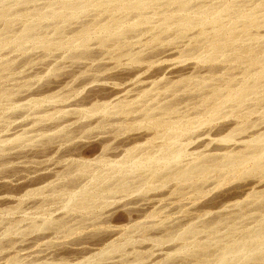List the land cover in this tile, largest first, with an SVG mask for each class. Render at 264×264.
Wrapping results in <instances>:
<instances>
[{
	"label": "bare ground",
	"instance_id": "6f19581e",
	"mask_svg": "<svg viewBox=\"0 0 264 264\" xmlns=\"http://www.w3.org/2000/svg\"><path fill=\"white\" fill-rule=\"evenodd\" d=\"M34 1H36V0H0V23L3 26L2 27L3 29L0 31V52H2V50H5L6 52L7 51L16 52V54H18V53H20V54H31L32 53L33 54L34 52H37V54H39L38 52H41V54H44V53L53 54V52L56 53L59 51V54H60V51H61V52H63V54L64 53L70 54L69 56H72L73 59L75 58V57H73V55L78 54V58H77V55H75L76 56L75 59L79 60V58L84 57V55H87V53L90 51H91L90 53H92L94 49L96 50V48L100 46V47H103L102 49L105 51L104 52L105 54L110 53V51L113 53L116 52L117 54H119V55H117L115 53L118 57L121 54H123L126 58L125 59L126 64L128 65V68L127 67L125 68L126 71L123 70V71L117 72L118 71L117 69L114 70L115 73H114V71H112L113 74H111V76L113 75L115 80H117V82L115 81L116 83H113L114 82L113 81L110 84L108 83L109 85H107V86L106 85H100V87H98L99 85L96 84L97 82L95 83L96 85H98V86H96L97 88H94V86H93V88L91 90H89L85 96H83L82 100L86 101L85 103H87V104H85V105H87V107L79 108V109L76 107V110L75 109L73 110V108H74L73 107V108H70V109H72V111H71L70 109H68V110H65L64 108L62 109V107L61 108H55L57 105L55 106V105L50 104L55 108L52 110V112H46V113H45V111H44V113H43V111L40 112L41 107H43L42 104L45 102L49 103L52 101L53 102L66 101L68 99L67 97L69 95L64 93V90L68 91V89H64V90L62 89L63 92H60L62 90H60L59 92H56V91L52 92V93L49 92V94H46L45 96H42L40 98H32L31 100L28 101L29 107H31L30 109H32L33 112L38 111V112H36L37 114L41 113L39 118H38L39 119L38 122H40L41 124H42L43 120L49 121V119L54 118V116H58V115L60 116L59 119H57V120L54 119L55 121L59 120L60 121V122L58 121L59 124L57 122L56 123L55 122L54 123L47 122L48 124H50L48 126H51V128L59 127L55 131V133L56 132H57V134L59 133V136L55 135V133H54L55 129L54 130L52 129L53 134L55 135L54 137H50V135H48V136L45 135V140H44V138H42L43 140L42 139L39 140V138H37L38 139L37 143H39L42 140L40 145H38V146H40L41 149L40 150L37 149L38 151H36L37 154L39 153L38 155H42L43 153H46L45 155H47V153H51L52 151H54V149H55L54 147L57 148L61 144L60 143L61 141L63 144V140H65V141H67V144H68V142L75 137V136H73V138H72L70 135L71 132L77 127L76 125H75L76 127L72 126V124L69 121V120H71V118L70 119L66 118V120H62V122L60 120V119H62L61 116L63 117L65 114H66L65 115L66 117H69L67 115L71 114L70 112H74V115H75V113H77V115L81 121L83 118H86V117L88 118L91 116L94 117V115L96 116V114L98 115L94 118L95 120L90 121V118L88 120L85 119V120L90 121V122L85 121V123L84 124L82 123V125L80 127H79L80 121L77 122L78 127H79V128L77 127L78 131L82 132V134L86 133V132L88 133L89 130H91L92 128L95 129L94 127H100L101 129L104 128L103 130H105V127H110V130L109 129L108 130L110 131V133H112V136H110V135L106 136L103 133L106 136V137L104 136L105 138L103 137L104 140H102L100 142L97 141V143L95 142V144H94L93 148L96 147L94 150L101 152L100 154H98L97 156H95L94 158L89 159V160L69 159V161H67V160L64 161L65 163L70 162V164H72L69 166L66 165L64 162H63V164L61 162V165H64L65 168L73 167V169H75L74 167H76V165H78L77 166L78 172H76L77 175L74 174L75 176H73L71 178H69L70 176L67 177L68 180L65 181V185H63L64 183L61 181L62 182L61 186L63 185L62 186L63 188L65 186V188L67 190H69L70 187L73 188L72 186H74L77 189L79 182L80 181L82 182V178L84 181H85V178L88 181V185H86V187H84L82 189H79L80 188L79 187L78 193H75L74 195L70 196V199L74 202V203L70 202V204L72 203V205H73L72 206L73 210L85 211L87 209L86 208L87 206H89L91 204L93 205V202L95 203V200H99V202H100V200L103 199L104 198L103 196H105V195L102 196V195H98L99 193L98 194L96 193V192H98L97 190H99V188H103V191L119 192L120 193V192H124L128 188L130 189V186H129V184H130L133 188L132 189L133 191L136 190L137 192H140V194H141L142 191H147V190L150 191V190H154V189L163 187L168 180L172 179V180H175L176 184L173 181V186L170 190H168V189L171 185L170 184L171 182L169 183L170 185L167 187L168 189L164 188V190L169 191L168 192L169 194H167V196L168 195L169 196L174 195V194L176 195L178 193L180 194L181 192L184 194L185 192H183L182 190L188 189V190H184V191H191L192 193L196 194L197 197L198 196L203 197V194H204L203 193L204 192L203 185L206 184V185L210 186L209 180H212V178H213V180H215L216 186H219L220 184L225 183V182L227 183V181H230V180L232 181L235 179H241L245 175H249L252 177L253 176L258 177V179L263 181V179H264V0H248L249 4H245L247 2L245 0H215V2H213V3H209L210 0H209V2L206 0H44V3H42V4L39 1V3L42 6L40 5V7H38V8H37V6L39 4L37 5L35 3L36 5L35 4H32L34 6L31 5V3ZM211 2H212V0H211ZM35 6H36V8H35ZM20 9L22 11H20ZM17 10H19L20 12ZM148 11L150 14L148 13ZM87 15H88V17L89 16L91 17V15H93V16L91 19L90 18H88L87 20L82 19L83 21L79 22L80 26H78V23L76 21H79L80 18H82V17L85 18ZM15 21H17L20 24V27L18 29L17 28L18 25H17V27L16 28L14 27L15 29L12 28L13 29L12 30L11 25H13ZM73 22L77 23L76 24L77 26L74 24L77 28L73 27L74 30L66 31V32L70 33V35L66 33L69 36H67V37L63 36V35H65L63 33L64 28H71V25ZM16 24L17 23H15V25ZM50 26L52 29H49V30H51V31H49V30L45 31L44 30L45 27L50 28ZM135 36L138 37L137 41L134 40L137 44H143L142 38L144 36H147V39H145V41L147 42V44L150 47L151 46L156 47V46H159L161 44L164 45V43H166V45H167V43L169 44L170 41H172V42L177 41V40L183 41L184 39H187V41L184 40L186 45L183 43L185 45V48H182L181 50L178 49V55H179L178 59L180 61H184L185 59H187L189 57L192 58L195 62V66L192 67V70L193 71L195 70L196 72H198L199 69L202 70L204 68L205 71L204 70L203 71L206 72L205 76L201 75V77H200L201 72H203V71H200V74L198 72L199 77H197L195 75L197 73L193 74L192 73L193 71L191 73H189L191 69L186 67L185 69L188 68V70H189L187 73H184L185 70L183 68H180V69H183L184 72L178 68L180 70L179 71L177 69V71H176L179 73L178 79L175 80V77L174 78L172 77V79H170L171 81H168V79H167V81H165V78L168 76L166 74H168V73L164 72L166 75L165 76L163 74L165 76V78H163V77L159 78L158 75L156 76V74L161 73V76H162V73L164 70H160V69L161 68L164 69V67L167 68L170 63L167 65H164V67H162V63H161V66H160L161 68L160 67L156 68V69H158V71H156V69H155L154 73H152V74L150 73L151 74L150 76L149 75H148V77L143 76L144 78L142 77V79H141L140 77L142 76V74H140L141 76L136 75V73L138 74V71H139V69L137 70L136 68H138V66L141 64V62L144 63L148 59H151L152 56L155 57L154 55L149 56V54L154 53L156 50L153 48V51H152V49H149L150 47H148V49L151 50L152 52L148 50L149 54L146 53V54H148L149 57H151L148 59L146 58L147 56L145 54L146 57L145 56L144 57L147 60H145L144 58H142L140 56L144 52L143 50H145V49H140V51L142 50L140 53H139V51H135V50H134L135 52L134 51L132 52V50L130 48L133 49L132 44H134V42L131 41V39ZM92 40L97 41L98 46L95 44L97 47L95 48L94 47L95 45H93V50L92 49L90 50V46H92L91 44H93V43L92 42H91V44H89V43ZM147 44L144 46L146 47ZM183 44L180 47H184ZM140 46H142V45H140ZM177 46H176V48H179ZM107 48L109 49L108 52H106V50H105ZM163 48H165V47H163ZM97 49H100V48H97ZM158 49H160V48H158ZM167 51H168V54L171 53L169 51V49H167ZM156 52H155V55L158 54V52H157V54H156ZM3 53H5V52H3ZM113 53H111V54H113ZM160 53H161V55L163 54L162 50H160ZM160 53H159V57H160ZM123 55H122V57H123ZM164 55H166V54H164ZM87 56H86V58H87ZM89 56H90V54H89ZM110 56L113 57V55H110ZM115 56H114V58L117 60V58ZM120 58H121V56H120ZM143 59L145 61H143ZM108 61H109V59H108ZM152 61H154V60H152ZM149 62H151V61H149ZM4 63H5V61H4ZM9 63L6 62V65L4 64L6 68L8 67L7 69H9V66H7V64H9ZM219 63H222L223 65H225V66H223L224 68L219 67ZM135 64L136 65L139 64V65L135 66ZM204 64L207 66H205ZM214 64L216 66H218L219 68H216V66ZM130 65L136 67L135 68L136 70L131 68V71H127L130 68L129 67ZM171 65H172V63H171ZM103 66L101 69L99 66H96V68L99 67L98 69H100L99 73L104 72ZM145 66L147 69L148 65H144L143 67H145ZM151 66H152V64H151ZM172 66H174V64ZM139 67L143 68L141 66H139ZM195 67H198V68H195ZM0 68L2 69V66ZM169 68H171V66L168 67V70H169ZM174 68H175V66H174ZM110 69L106 68L105 72L109 71ZM143 69H145V68H143ZM221 69H223L222 73L220 71ZM232 69H236L235 72L238 73V75L236 77H234V75H233L234 71L232 73L230 72V70H232ZM3 70H5L4 67L1 71H3ZM95 70L97 71V69H95ZM119 70H120V67H119ZM168 70L166 71V69H165L166 72H168ZM91 71L94 75L95 72H93V70H91ZM169 71H171V69ZM217 71H220V75L222 74L220 76V78H217L219 76L215 77L216 74H219V73L215 74V72H217ZM97 72H96V74H98ZM112 72H110V73H112ZM235 72H234V74H236ZM92 73L90 74L91 80H92V76H93ZM146 73H147V71H146ZM183 73L187 74V75L185 76V75H183ZM106 74L103 73V75L105 77L107 76L106 79H105V77H100V78L101 79L104 78L106 81L108 79L113 78V76L111 78L110 77L108 78V76H110V74H107V75ZM147 74H149V73H147ZM174 74L176 75V73H174ZM174 74H173V76H174ZM214 74H215V76H214ZM63 76H64V74H63ZM169 76L171 77L172 75L169 74ZM97 77H98V81L101 80L99 78V75L98 76L96 75V78ZM151 77H153L154 80L153 79L151 80ZM173 79H174V81H173ZM162 80H164V81H162ZM209 81H211V82H209ZM93 82H95V81H93ZM66 86H67V84L65 85V88H66ZM47 87H49V86H47ZM51 89H53V88H51V87L47 88L45 90V92L50 91ZM67 93H69V91ZM6 94L10 95V93H8V92ZM3 97H4L3 95L0 96L1 100ZM9 98H11V97H9ZM191 98H192V100H190ZM5 99L8 100V97ZM187 99H189V100H187ZM195 99H196V101H194ZM82 100L79 103H83ZM190 101H192V102L194 101L195 103L193 102L194 103L193 104L191 102L193 105H192V107L189 106L190 108H188V106H186V105L190 104L189 103ZM186 102H188V103H186ZM181 103L184 104L186 108L191 109V110L190 111H184L187 109L184 108V110H183L184 105L181 107V105H182ZM179 104H181L180 108H182L183 111H181L178 108ZM26 105H27V103L25 104V106ZM82 105L85 106L84 104H82ZM44 106H45V104H44ZM46 106H47V104H46ZM75 106H77V105H75ZM79 106H81V105H79ZM20 107H22V106H20ZM26 107H28V106H26ZM48 107L50 109L49 105L47 107H44V109L45 108L48 109ZM63 107H65V104ZM48 111H51V110H48ZM33 112H31V113L33 114ZM67 113H69V114H67ZM252 116H253V119H252ZM110 117H111V119H110ZM36 118H35V120H36ZM222 118L223 119L226 118V120L228 119L229 123L228 122L225 123L226 122L225 121L224 122L225 126L223 125L224 124L223 122H222L223 124L220 123L219 125L215 123L218 126L223 125L221 128L216 127V128H219V130H217L216 134L223 133V135L219 134L220 138L217 140H218V142L219 141L223 142V144H226V146L216 147L215 144L217 142L216 143L212 142L215 146V147H213V144L211 143V141H214V139H212V137H211V139L210 138L206 139V141L211 140L210 146L207 145V143H209V142L204 144V142H206V141L203 142V140H202V143L205 145V146L202 145V147L204 146L202 151H199V149H198V152L194 151V149H196L197 147H200V146H198V144H199L198 142H200V141L197 142L198 144L195 143V145L197 146V147L195 146L196 148L192 149V151H189L190 149L188 148L189 147L188 145L190 144V142H189L190 134L198 128L201 129L200 127H202V126H206V127L208 126L210 128V125L212 126V124L215 121L222 119ZM76 119H77V117H76ZM32 120L34 123V119H32ZM66 121H67V123L69 121L68 126L70 125L71 128H73V127H75V128L74 129L67 128V125H66L67 123L66 124L64 123ZM76 121L77 120L74 121L75 123L73 122V125L76 124ZM35 122L37 124H40L37 122V120ZM45 122H43V123H45ZM50 122H53V120ZM45 124H43L44 125V126H42L43 128L41 127V125H40L41 128L38 127L39 132H41V131L46 132V130H48L50 128V127H47V125H45ZM51 124L53 125V127ZM54 124H56V125H54ZM64 124H65V127H64ZM215 124H214V126H215ZM226 124H228V125H226ZM92 125H93V127H92ZM45 126L47 128H45ZM34 128H37V127L34 126ZM100 128H97V129H100ZM206 129L203 128V130H206ZM212 129H215V128L213 127ZM34 130L35 129H33V131ZM36 130H35V134L37 135L38 133H36ZM103 130H102V132H104ZM210 130H211V128H210ZM210 130L208 133V134H210L209 136H211L216 131V129H215V131L213 130L214 132L210 131ZM33 131H31V132H33ZM74 131L72 132L73 134L75 133ZM196 131H198V130H196ZM249 131H250V134H249ZM25 132L26 131H24V133ZM106 132H108V131L106 130ZM210 132H213V133L211 134ZM89 133H91V132H89ZM89 133H88V135H89ZM200 133H201V131H200ZM200 133H199V135H200ZM242 133H244V135ZM10 134L11 133H9V135ZM44 134H46V133H44ZM78 134H81V133H78ZM123 134H126L127 137H125ZM192 134L194 135L195 132ZM205 134L207 136L206 131H205ZM239 134H242V135L240 136ZM14 135H17V133ZM36 135L34 137L33 136L30 137L27 135V137H29L28 139H30V138L36 139L35 138ZM39 135H41V134H39ZM83 135H85V134H83ZM121 135H123L125 138L121 137L122 138L121 139L120 138ZM193 135H191V137H193ZM201 135H204V131H202ZM246 135H247V137L244 139V136H246ZM1 136H0V138H1L0 142H2L5 139L6 143H9V144L15 143V144L19 145V143L22 141L21 136L19 134L17 136H14L13 138L9 137L12 139H8L7 138L8 136H6V137L3 136L4 139H2ZM43 136L44 135H42V137ZM60 136L63 137V140L58 139V138H60ZM194 136H196V135H194ZM27 137L24 138V141H25V139H26V141H28ZM56 137H58L57 139H58V141H60L59 145H55V143H58V142H55V140H54V138H56ZM83 137L86 138V136H83ZM197 137L198 136H196V138ZM215 137H217V136L215 135ZM90 138H91V136H90ZM103 138H101V139H103ZM117 138H119L120 140L118 141ZM193 138H195V137H193ZM205 138H208V137H205ZM112 139L113 140L117 139L116 141H118V142H112V144L116 143L114 145H112L111 143H109V144L106 143L107 141L109 142ZM201 139H203V138H201ZM30 140H32V139H30ZM217 140H215V141H217ZM33 141H36V140H33ZM65 141H64V144L66 143ZM92 141H90L91 143L85 141L87 144L86 143L80 144V142H82V141L80 140V142H79V140H78L79 144H78V142H75V143H77V145H75L74 142H73L74 145H71V141H70V146L66 147L65 145H63L65 147H61V149H63L62 155L63 156L65 154L66 155H72V154L77 155L87 145L92 144ZM94 141H96V140H94ZM221 142H219V143L222 144ZM34 143L36 144V142H34ZM27 144L30 145V142ZM27 144H25V145H27ZM18 145H15V146L18 147ZM20 145H21V143H20ZM206 145L209 147H211V145H212V148H213L212 150H216V151L212 152L210 150L212 153H207ZM2 146H4V145H2ZM6 146L9 148L8 144ZM6 146H4V147L0 146V150H1V148H3V149L7 148ZM10 146L12 147V148L11 147L10 148L13 149V145L10 144ZM22 146L23 145H21V147ZM27 146H25V148L28 150L29 147H27ZM32 146H33V144H32ZM21 147H20V149L18 148V150L21 151ZM191 147H194V145ZM202 147H201V149H202ZM16 148H14V149H16ZM25 148L22 149L23 151L19 152V155H18V152H16L15 155H18V157L21 155H24L21 153L24 152ZM7 149H5L4 151H7ZM26 149H25V151H26ZM34 149H36V146ZM29 150H30V148H29ZM29 150H28V153L31 152V150L30 151ZM4 151L2 150V152H4ZM33 151L35 152V150H33ZM57 151H59V150L57 149ZM57 151H55V153ZM111 151H112L113 155H115L114 153H118V154H116L118 158L113 156V157H115L114 159H109L105 156L107 154V152L109 153ZM8 152L9 151H7L6 153L8 154ZM13 152L15 153V151H13ZM13 152H10V155H12V157L14 154ZM36 152H35L34 156L37 155ZM31 153H33V152H31ZM119 153H122V154L120 156H118ZM4 154H5V152H4ZM204 154H206V155H204ZM0 155H1V151H0ZM25 155H29V154L26 153ZM14 157H16V156H14ZM0 165H1V163H0ZM64 166H63V169H64ZM17 168L18 167H16V172H17ZM70 168H67V169H70ZM4 169H9V168L3 167V170ZM14 169L15 168H13V171H14ZM20 169H21V167H20ZM20 169H18V170H20ZM11 172H12V170H11ZM65 172H67V171H65ZM65 172L63 171L64 174H66ZM71 172L75 173L74 171H71ZM0 173H1V171H0ZM44 174L43 173L40 174V177H41V175L43 176ZM61 175H62V173L60 174V176ZM21 177L22 176L18 177V180ZM36 177L37 176L33 177L35 179H33L31 177V179L36 180ZM38 177H37V179H38ZM40 177H39V179L42 178V177L41 178ZM136 177H140V179H139L140 182L137 181L138 178L136 180ZM57 179H58V176H57ZM63 179H64V177H63ZM242 179H244V178H242ZM32 180H31V182H32ZM59 180H61V179L59 178ZM135 180H136V183L133 182ZM0 183H3V186L6 185V183L2 182V181H0ZM33 183H34V181H33ZM50 183H51V181H50ZM56 183H58V181ZM56 183L53 182V184L52 183L50 184V186H49L50 187L49 190L51 189L50 191H47L48 188L45 189L46 191H43L44 187H46V186L42 185L39 188L38 187L34 188V189L32 188L31 191L27 192L24 196H27V198H29L30 195H31V198H33L32 196H34V197L35 196H41V197L46 199V203H45L44 201L41 200V197H37V198H40V200L36 198L38 200V202H36V203H38V204H36L33 201L34 202L33 204H36V207L40 204L39 201L41 203L43 202L44 204L47 205V201L49 199L52 200V198L53 199L55 198L54 200L56 202L57 201L56 197L61 195V193H58V190L61 189V187L59 186L60 181H59V185H58L60 188L57 187L58 190L56 189V187L52 186ZM207 183H209V184H207ZM67 184H68V187L70 186L69 188L66 187ZM82 184H83V182H82ZM48 185H49V182H48ZM0 186H2V185H0ZM55 186H57V184ZM79 186H82V185H79ZM263 187H264V185H263ZM104 189H108V190H104ZM208 189H209V187H208ZM211 189H214V188L211 186ZM253 189L254 188H252V190ZM67 190H65L66 193H67ZM73 191H75V190H73ZM100 191H102V190H100ZM129 191L130 190H128V192ZM162 191H160V192L162 193ZM207 191H208V193H210L209 190H207ZM125 192H127V191H125ZM186 193H188V192H186ZM107 194L111 195L109 193H107ZM113 194L116 197L117 194L116 195H115V193H113ZM120 194H122V193H120ZM143 194H141V195L143 197H145ZM157 194H160V193H158V191H157V193H155L154 195L156 196ZM183 194H182V196H183ZM188 194H190V193H188ZM125 195L126 194L124 193V196ZM152 195H153V193H151V196ZM206 195H208V194H206ZM65 196H67L66 194L64 195V198L67 199V197H65ZM118 196H121V195H118ZM134 196H135V194H134ZM142 196H138V201L140 198H142ZM159 196H161V195H159ZM162 196L164 197V195H162ZM180 196H181V194H180ZM61 197H63V196H60V199H61ZM106 197H107V195H106ZM115 197H114V199H115ZM135 197H137V195ZM173 197H175V196H171V198H173ZM193 197H195V195ZM31 198H29V199L32 200ZM118 198H120V197H118ZM126 198H128V197H126ZM154 198L155 197H153L151 199L153 200ZM157 198L158 199H156V200L160 202L161 198L159 199L158 196H157ZM171 198L169 197L168 199H171ZM45 199H43V200H45ZM57 199H59V198H57ZM145 199H142V200H145ZM151 199H149V197H148L146 201H148L150 203L149 200H151ZM173 199H172V201H173ZM177 199H179V198L177 197ZM196 199L198 200V198H196ZM202 199H204V198H202ZM213 199L215 200V197ZM22 200H23V198H22ZM33 200H35V199L33 198ZM59 200L57 202H59ZM124 200H125V198H124ZM156 200L154 202H156ZM162 200H163V198H162ZM185 200H187V199H185ZM191 200H192V198H191ZM193 200L196 201L194 198H193ZM244 200H246V202H244L243 205H249V207H250V205H253L252 208L264 206V188L262 191H259V192H257V191L250 192L246 196V199H244ZM61 201H62V199H61ZM134 201H137V200L135 199ZM134 201H133V199L131 200V202H133L132 204H134ZM209 201H211V199ZM52 202L50 201V202H48V204L49 203L54 204L53 200H52ZM99 202L97 204H99ZM112 202H114V201H112ZM120 202H118V203H120ZM131 202L128 201L127 203L131 204ZM140 202H142V201H140ZM143 202L142 203H136V205L138 204L139 207H142L146 203L145 202L143 204ZM166 202H169V201H166ZM181 202H179V204H181ZM19 203H22V202L19 201ZM64 203H63V206H65ZM101 203H103V202L101 201L100 204ZM105 203L107 204V202H105ZM108 203H110V202H108ZM116 203H114V204H116ZM118 203L116 204V206L118 205ZM127 203L125 201L124 206H126ZM183 203H185V202H183ZM183 203L181 206L182 208H183V205H184V207L186 206ZM211 203H212V201H211ZM44 204H43V206H44ZM70 204H69V206H71ZM103 204L101 206L104 209L105 205H103ZM120 204H119V207L120 206L122 207L123 203L121 205ZM173 204L176 205L175 203H173ZM179 204H178V206H180ZM236 204H240L238 206H241V207L243 206V205H241L242 203H239V202H237ZM136 205L135 204L132 205L134 207L131 206L132 209H134V212L138 211L140 209ZM162 205H164V204H162ZM187 205H188V203H187ZM204 205H206V203ZM94 206H96V205H94ZM168 206H171V205H168ZM231 206H234V205H231ZM54 207H56V206H54ZM234 207H236V206H234ZM234 207H233V209H234ZM245 207L247 209L249 208L248 206H245ZM43 208L44 209L48 208L47 209V211H48L52 207L49 208V207L44 206ZM125 208H124V210H125ZM163 208L165 209V207H163ZM171 208H172V206H171ZM171 208H169V209H171ZM178 208H180V207H178ZM229 208H231V207L229 206ZM252 208H250V209H252ZM56 209H58V208H56ZM62 209H63V207H62ZM62 209H60V211ZM172 209H174V207ZM39 210H40V207H39ZM243 210L247 211L246 209H243ZM243 210L238 209V212L242 211L240 213H243L244 212ZM126 211L124 213H127V215L129 214L128 212H130V211L133 212V210H130L127 212ZM181 211H183V210L181 209ZM216 211H215V214H216ZM227 211H229V210L227 209ZM232 211H230V212H231V214L234 215V213H232ZM40 212H42V211H40ZM88 212H89V210H88ZM91 212H92V210H91ZM108 212H109V210H108ZM114 212H115V210H114ZM170 212H172V211H170ZM221 212H222V210H221ZM98 213H100V211ZM110 213H113L112 210ZM165 213L168 214L166 211H165ZM177 213H178V211H177ZM227 213L228 212L225 211L224 215ZM91 214H93V213H91ZM102 214H104V212H102ZM105 214H108V213H105ZM204 214H205V212H204ZM215 214L213 215V213H212L213 217H215ZM245 214H246V212H245ZM63 215H66L68 218L69 214L67 213V214H63ZM73 215H75V214L73 213ZM95 215H96V212H95ZM95 215L94 214L92 215L93 218L95 217ZM237 215H239V214L237 213L236 216ZM92 216L89 215V217H91V219H93ZM165 216H167V215H165ZM180 216H182V215H180ZM236 216L234 218L231 217V219H229V220H228V218L230 216L229 217L225 216V218H226L225 221H227L225 226L227 227V229L234 230L235 221H236V219H238V218H236ZM252 216H254V215H252ZM61 217L62 218H60V219L65 220V216L64 217L61 216ZM70 217H72V216L70 215L69 218ZM76 217H75V219H76ZM177 217H179V216L177 215ZM183 217H184V215H183ZM219 217H223V215H221ZM242 217L243 216H241V218ZM69 218L67 219L68 221H69ZM79 218H77V220L83 219V217L81 219H79ZM85 218H87V217L84 216L83 220H85ZM171 218H172V216H171ZM171 218L169 220H171ZM179 218H178V220H179ZM241 218L239 217V220ZM49 219H50V217H49ZM49 219L47 218V220H49ZM52 219H55V218L53 217ZM97 219H99V218H97ZM97 219H95V220H97ZM154 219H156V217H154ZM154 219H152V220H154ZM163 219L164 218L162 217V220ZM173 219L171 221H173ZM175 219H177V218H175ZM203 219L202 220L200 219V221L198 220V223L200 224L203 221L201 223V224H203L204 220H205V222L207 221V223L209 222L208 220H206V219L203 220ZM217 219L222 221L221 218L217 217ZM222 219H224V218H222ZM44 220H46V219H44ZM57 220H56V222L59 221V220L58 221ZM166 220H168V219H166ZM209 220H211V219H209ZM60 221L58 224L62 223ZM82 221H80V222H82ZM98 221L101 222L100 219ZM215 221H217V220H215ZM258 221L260 222V220H258ZM75 222H76V224L78 223L77 221H75ZM75 222H73V224ZM151 222H153V221L150 220L149 224ZM178 222L179 221H177V224H178L177 226L180 227L182 225V223H181V225H179L181 221L179 223ZM212 222H210V223H212ZM222 222H221V224H222ZM262 222H260L262 225H260V223H259L258 228L256 227V229H254V226H252L253 229H246L243 236H241V237H243L242 240L237 241V242L234 241V243H230V244L226 241H225L226 243L222 242V240L219 239L220 236H219V234H217V232L219 231L218 230L219 228L217 229V227H219V226H217V227L214 226L213 229H210V227L208 226L210 229V230H208V227L206 228L207 223H204L205 224L204 226L202 225L203 228L207 229V231L204 232L205 236H202V237H206V241L205 242L198 241L196 239V237L198 238L200 236L199 234H198L199 236H197V233H199L198 228L201 226L195 227L193 225V222H192V225H188L183 230V232L181 231L182 233L178 237H176V239L179 240L178 243L176 242L177 245L175 244V242H173L175 244V246L169 247L171 251H174L173 252L174 255L170 256L171 259L169 256H167V257L171 260V262L176 261V263H177L178 257L175 256V253H177V254L181 253V255H182V253H186V254L191 253V256H192L194 261H192V259H191L190 262L191 263L194 262V264H199L201 259H202V256L208 255L210 257V255L213 254L212 252H214V251L211 252L210 251L211 249L209 250V248H211V246H213L214 249H212V250L217 251V252H215L217 255H215V253H214L215 256H213V257H215V258H213V261L211 259L212 262L210 264H248L250 262L254 263L253 261H264V223H262ZM63 223H65V222H63ZM91 223L93 224V222H91ZM174 223H176V222H174ZM195 223H197V222H195ZM210 223H208V224L210 225ZM45 224H47V222ZM50 224H52L51 226H54V225L58 226L57 223L55 224L52 222ZM66 224H68V223H66ZM66 224H63V225L65 226ZM139 224H133V225H135L134 228L139 229L141 227V226H139ZM212 224H215V222H213ZM68 225H70V224H68ZM95 225H97V224H95ZM95 225L93 224V226H95ZM172 225H174V224H172ZM15 226L17 227V225H15ZM43 226H45V227H43ZM43 226H42L43 228H48V227H46V225H43ZM57 226L55 228L58 230H61V229L65 230V228H67V226H66L65 228L60 227V229H59V228H57ZM64 226H62V227H64ZM90 226L91 225H89L88 227H90ZM146 226L151 228L149 225H145V227ZM154 226L155 225H153V227ZM174 226L177 228L176 225H174ZM174 226H171V227L174 228ZM42 227H40V228L43 229ZM78 227H80V226H78ZM78 227H76V228H78ZM98 227H100V226H98ZM98 227H96V228H98ZM131 227H132V225H131ZM143 227H144V225H143ZM143 227H142V229H143ZM160 227L162 228V226H160ZM163 227L165 228L168 226H163ZM181 227H183V226H181ZM29 228H31V227H29ZM68 228H70V227L68 226ZM72 228H73V226H72ZM80 228H79V230H82V231L84 230L83 227H80ZM107 228H104L103 230L105 231ZM33 229L34 228H31V230H33ZM100 229H101V227H100ZM142 229H140V230H142ZM153 229L156 230V228H153ZM166 229H164V231ZM171 229L172 228H170V230ZM216 229H217V231H216ZM220 229H221V227H220ZM14 230H15V227H14ZM98 230H99V228H98ZM107 230H108V232H107ZM107 230H106L107 233H109V230L111 231V229H107ZM121 230H123V229H121ZM131 230H133V232H135L134 229H131ZM131 230H130V232H131ZM151 230H152V228H151ZM70 231H68V235H69ZM74 231L75 230H73L72 233ZM82 231H81V233H82ZM92 231L94 232V230H92ZM92 231H91V233H92ZM146 231H148V230L146 229ZM158 231H159V229H158ZM161 231H162V229H161ZM200 231H201V229H200ZM22 232H24V231H22ZM77 232H78V230H77ZM84 232H85V230H84ZM111 232H110V234H111ZM126 232L129 233V231H125V233ZM151 232H153V231H151ZM17 233L18 232H16V234ZM19 233H21V232H19ZM75 233H76V231H75ZM88 233L89 232H87L86 235ZM95 233L96 232H94L93 235H95ZM141 233L144 234L143 232H141ZM141 233H140L141 236L140 235H138V236L143 237ZM83 234H85V233H83ZM169 234H171V232ZM24 235H26V233H24ZM167 235H168V233L165 236L167 237ZM7 236L8 235L6 234V237ZM66 236H65V238H66ZM76 236H78V233L76 235H74L73 239L74 238L77 239ZM83 236H85V235H83ZM89 236H92V234L89 233ZM87 237H88V235H87ZM4 238H5V236H4ZM145 238H143V239H145ZM2 239L0 238V240H2ZM153 239H151V240H153ZM164 239L168 240V237H167V239L166 238H164ZM199 239H200V237H199ZM9 240H10V238H9ZM135 240H133V241H135ZM154 240H156V238ZM162 240H163V238H162ZM172 240H174V239H172ZM188 240L189 241L191 240V241L188 242ZM7 241H8V239L6 240V238H5V242H7ZM74 241H77V240H74ZM64 242H62V243H64ZM140 242H142V241H140ZM153 242L154 241H152V243ZM165 242H163V243H165ZM55 243H56L55 245H57L58 242H55ZM128 243H129V241H128ZM132 243H130V244H132ZM139 243H138V245H139ZM143 243H145V242H143ZM187 243L190 245L187 246ZM0 244H1V242H0ZM53 244H54V242H53ZM130 244H126V245H130ZM134 244H136V243L134 242L132 245H134ZM59 245H61V244L58 243V246ZM160 245H161V243H160ZM115 246H116V244H115ZM115 246H113L111 244L109 246H107L106 247L107 249L105 251L102 250V252L104 251L102 253V255H105L109 251L113 252V250H114V252L119 251L116 249ZM156 246H155V248H156ZM152 247L153 246H151V248ZM81 248H84V247H81ZM123 248H125V247H123ZM157 248H158V246H157ZM76 249L73 248L72 250L75 251ZM77 250L80 251V249H77ZM151 251L149 250V252L146 253V255L149 254ZM159 251H161V249H159ZM119 252H121V251H119ZM134 252H133V255L135 256L136 254H134ZM165 252H167V251H165ZM168 252L170 253V251H168ZM140 253H142V252H140ZM152 253H154V252H152ZM113 254H111V256L114 258ZM186 254H184L185 257L187 255H189V254H187V255ZM119 255L123 256L122 254H119ZM146 255L143 254L142 256L144 257ZM160 255H162V254H160ZM163 255H162V257H163ZM106 256L109 257L110 255H106ZM106 256H105V259H106ZM111 256H110V259H112ZM116 256H118V254L115 255V257ZM174 256L177 257V259L172 260L174 258ZM189 256H188V259H189ZM108 257H107V259H109ZM135 257L139 258L137 256H135ZM143 257H141V258H143ZM167 257H165V258H167ZM181 257H183V256H181ZM125 258H126V256H125ZM121 259H124V258L121 257ZM167 259H166V261H170ZM181 259L182 258H180L179 262L181 264L182 263L184 264V262H181ZM185 259L183 261H185ZM188 259H187V261H189ZM10 260H9V262H11ZM162 260L160 261L161 264H162ZM164 260H163V262H164ZM203 260L205 262H207L205 257L202 259V261ZM121 261H123V260H121ZM89 262H90V260H89ZM155 262H157V261H155ZM179 262H178V264H179ZM190 262H187V263L189 264ZM12 263L13 262H11V264ZM139 263H142V262H138V264ZM262 263H264V262H262ZM77 264H95V263H93V262L88 263V260H85V261L83 260V262H78ZM100 264H101V262H100ZM154 264H156V263H154ZM166 264H167V262H166ZM206 264H208V263H206Z\"/></svg>",
	"mask_w": 264,
	"mask_h": 264
},
{
	"label": "rangeland",
	"instance_id": "374dc122",
	"mask_svg": "<svg viewBox=\"0 0 264 264\" xmlns=\"http://www.w3.org/2000/svg\"><path fill=\"white\" fill-rule=\"evenodd\" d=\"M39 1H40V3L42 4V3H44V0L42 1V0H36V1H34V2H32L31 3V5L32 4H39L38 6H37V8L38 7H40V3H39ZM206 1H208L209 2V0H206ZM245 1H247L248 2V0H245ZM244 1V2H245ZM213 2H215V0H212V2H211V0H210V2L209 3H213ZM245 3V4H249V2L248 3ZM35 4V5H36ZM32 6H34V5H32ZM31 6V7H32ZM42 6V5H41ZM35 8H36V6H35ZM25 9V8H24ZM23 9V10H24ZM17 11H19V10H17ZM20 11H22L21 9H20ZM19 11V12H20ZM148 13H149V11H148ZM150 14V13H149ZM148 14V15H149ZM92 16L93 15H91V17L89 16L88 17V15L85 17V18H80V20L79 21H76L77 23H78V26H80V24H79V22H82L83 20H87L88 18H92ZM83 19V20H82ZM72 23V25H71V28H64V31H63V33L65 34V35H63V36H65V37H67V36H69L70 35V33L69 32H66V31H70V30H74L73 29V27H76L77 25V23ZM15 23H17L16 25H15ZM76 26H75V25ZM17 25H18V27H17ZM0 31L3 29L2 27V25H1V23H0ZM17 27L18 29H19V27H20V24L17 22V21H15L14 22V24L13 25H11V29L13 28V29H15V28ZM70 27V26H69ZM77 28V27H76ZM12 29V30H13ZM47 29V30H46ZM49 29H52L51 28V26H50V28L49 27H45L44 28V30L45 31H48ZM49 31H51V30H49ZM262 31V30H261ZM69 34V35H67V34ZM137 39H136V38ZM135 37H133L132 39H131V41H133L134 42V44H132V46H133V49L132 48H130L131 50H132V52L135 50V51H139V53L142 51H140V49H145V50H143L144 52L140 55L142 58H144L145 59V57L148 59V58H151V57H149V56H151V55H154L155 57H153L152 56V58L151 59H148L149 61H151V62H149L147 59H145V60H147V61H145L144 59H143V61H145L144 63L143 62H141V64L139 65V66H141V67H143L144 65H148L147 66V69H146V66L145 67H143V68H145V69H143V68H140L138 65H136L135 64V66H138V68H136V67H134V66H132V65H130L129 67V69L127 70V71H131V68L132 69H139V71H138V74L136 73V75H140V74H142V76L140 77L141 79H142V77L143 76H146V77H148V75L150 76L152 73H154V71H155V69L156 68H158V67H160L161 66V63H162V67H164V65H167V64H169L168 65V67L169 66H171V68H169V70L171 69V71H169L168 70V67L167 68H165L164 67V69L163 68H159L160 70H164L163 71V73H162V76H161V73L160 74H156V76L158 75V77L159 78H161V77H163V78H165V76L166 75H168L166 78H165V81H167V79H168V81H171L170 79H172V77L174 78L175 77V80L176 79H178V75H179V73L178 72H176L177 71V69L179 68H183L184 70H185V72L183 71V69H180V70H182L184 73H187L189 70H188V68L189 69H191L190 70V72L189 73H191L193 70H192V67L193 66H195V62H194V60L192 59V58H187V59H185L184 61H180L179 59H178V49H182V48H185V41L184 40H186L187 41V39H184L183 41L181 40H177V41H170V43L168 44L167 43V45H166V43H164V45L163 44H161V45H159V46H154V47H150L148 44H147V42L145 41V39H147V36H144L141 40H142V43L143 44H137L134 40H138V37L137 36H135ZM146 37V38H145ZM144 41V42H143ZM91 42L93 43V44H91ZM96 42V43H95ZM172 42V43H171ZM185 45H184V44ZM89 44H91L92 46H90V50L92 49L93 50V45H97V41H95V40H92V41H90V43ZM137 44V45H136ZM147 44V46L145 47L144 45H146ZM182 44L184 45V47H180V46H182ZM94 46L95 48L98 46ZM140 45H142V46H140ZM178 45V46H177ZM131 46V47H132ZM176 46L177 47H179V48H176ZM143 47V48H142ZM148 47H150L149 49H152V51H153V48L158 52V54H157V52H156V54L157 55H155V52L154 53H150L149 54V52H148ZM163 47H165V48H163ZM97 48H100V49H97ZM96 48V50L94 49L93 50V52L92 53H90V52H88L87 53V55H84V57H81V58H79V60L78 59H75L76 58V56L75 55H77V58H78V54H74L73 55V57H75L74 59L72 58V56H69L70 54H66V53H64L63 54V52H61L60 51V54H59V51L58 52H53V54H46V53H44V54H41V52H38L39 54H37V52H34L33 54L31 53V54H20V53H18V54H16V52H9V51H5V50H2V52H0L1 54H0V67L2 66V69H3V67L5 68V70H3V71H1L2 69L0 68V96L1 95H3L4 97L2 98V100H1V98H0V136L2 137V139H4V137H6V136H8L9 135V133H11L7 138L8 139H12L14 136H17L18 134L21 136V140L23 141H21L20 143H21V145H23L22 147L23 148H25V146H27V147H29L30 148V150H31V152H33V153H31V152H29L28 153V150H29V148H28V150L26 149V151H25V149H24V152L23 153H21V154H24V155H21V156H19L18 157V155H19V152H21V151H23L22 149V147H21V145H20V143H19V145L18 144H15V145H18V147L17 146H15L13 143H10L11 145H13V149H11L12 147L10 146V144L9 143H6L5 142V139L2 141V142H0V146L1 147H4V146H6L7 144H8V146H9V148L7 149V148H5V149H7V151H9L8 152V154L6 153L7 151H4L5 149H3V148H1V155H0V163H1V165H0V171H1V173H0V176L3 178H1L0 179V181H2V182H5L6 183V185L5 186H3V183H0V185H2V186H0V238L2 239V240H0V242H1V244H0V264H11V262H13L12 264H77L78 262H83V260L85 261V260H88V263H95V264H100V262H101V264H138V262H142V263H139V264H154V263H160L161 264V260L163 259H165L164 260V262H163V260H162V264L164 263V264H166V262H167V264H175L176 263V261L174 262H171V257L170 256H173L174 254H173V252L174 251H171L170 250V248L169 247H173V246H175V244H176V242L178 243L179 242V240L178 239H176V237H178L182 232H183V230L188 226V225H192V222H193V225L196 227H199V226H201V227H199L198 229H199V233H197V236H199L200 237V239H199V237L197 238L196 237V239L198 240V241H200V242H205L206 241V237H202V236H205L204 235V232L205 231H207V227L209 226L210 227V229H213V227L215 226V227H217V226H219V227H217V229L219 230L218 232H217V234H219V236H220V240H222V242H228L229 244L230 243H234V241H240V240H242V238L243 237H241V236H243V234L245 233V230L246 229H253V227L252 226H254V229H256V227L258 228V225H259V223L260 222H262V223H264V206H260V207H255V208H252L253 207V205H250V207H249V205H243L244 204V202H246V200H244V199H246V196L250 193V192H252V191H257V192H259V191H262L263 190V185H264V179H263V181L262 180H260V179H258V177H252V176H249V175H245V176H243L242 178H244V179H235V180H230V181H227V183L225 182V183H222V184H220L219 186H216L215 185V180H213V178H212V180L214 181H212V180H209V183H210V186H208V185H206V184H204L203 185V188H204V194H203V197L202 196H198L197 197V195L196 194H194V193H192L191 191H184V190H188V189H184V190H182L183 192H188V193H190V194H188V193H180L181 194V196H180V194L178 193V194H174V195H168L167 196V194H169L168 192L169 191H167V190H164V188L165 189H168L167 187L170 185V187H169V189L168 190H170L171 188H172V186H173V181H174V183L176 184V182H175V180H172V179H170V180H168L166 183H165V185L163 186V187H160V188H157V189H154V190H147V191H142L141 192V194H143L145 197H143L141 194H140V192H137L136 190L135 191H133L132 189V186L129 184V186H130V189L128 188L127 190H125V191H127V192H120V193H122V194H120L119 192H110V191H103V188H99V190H97L98 192H96L98 195H105V196H103L104 198V200L103 199H101L100 200V202L102 201L103 203H101L100 204V202H99V200H95V203L93 202V205L91 204V205H89V206H87L86 208V210L85 211H75V210H73V208H72V203L70 204V202H73L71 199H70V196L71 195H74L75 193H78V191H79V189H82V188H84V187H86V185H88V181L86 180V178H85V181L83 180V178H82V182H83V184H82V182L80 183L79 182V184H78V186H77V189L74 187V186H72L73 188H71L70 186V188L68 187V184L66 185V187H68L69 188V190H67L66 188H65V186H64V188L62 187L63 185H65V181H67L68 180V178L67 177H69V178H71V177H73V176H75L74 174H76L77 175V173L76 172H78L77 170H78V165H76V167H74L75 169H73V167H67V168H70V169H67V168H65V166L64 165H61V162H62V164H63V162L64 161H69V159H83V160H89V159H92V158H94L95 156H97L98 154H100L101 152H99V151H95L94 149L96 148H93L94 147V144H95V142L97 143V141H102V140H104V138L106 137V136H112V133H110V127H105V130H103L104 128H100V127H94L95 129H91V130H89V132H91V133H89V135L91 136V138H90V136L88 135V133L86 132V133H83V134H85V135H83L82 134V132H79L78 131V128L82 125V123L84 124L85 123V121L86 122H90L91 120H95L94 118L96 117V116H98L97 114H96V116L94 115V117H86V118H83L82 119V121L80 120V118L78 117V115H77V113H75V115H74V112H70L71 114H69V113H67V114H69V115H67V116H69V117H66L65 115L62 117L61 116V118L62 119H60L61 120V122H62V120H66V118L68 119H70L71 118V120H69L70 121V123L72 124V126H77L78 127V123L77 122H79L80 121V125H79V127L77 128L76 126V128L75 127H73V128H71V126L69 125L68 126V123H69V121H68V123H67V121L66 122H64L66 125H67V128H70V129H74L73 131L75 132L74 134L71 132V137L73 138V136H75L73 139H71L70 141H71V145H77V143H75V142H78V140H79V142H80V140L82 141V142H80V144H85L86 142L85 141H87V142H90V141H92V144H89V145H87L85 148H83L82 150H81V152H79L77 155H75V154H72V155H62V150L63 149H61V147H68V146H70V141L68 142V144H67V141H65V140H63V137H61L60 136V138H58V137H56V138H54V140H55V142H58V143H55V145H59V142L60 141H58V139H62L63 140V144H62V141L60 142L61 144V146L59 147H54L55 149H54V151H52L51 153H47V155H45L46 153H41L42 155H38L37 154V152L36 151H38L37 149H41L40 148V146H38V145H40V143L42 142V138H44V140H45V135L46 136H48V135H50V137H54L55 135H58L59 136V133L57 134V132L55 133V131L59 128V127H57V128H51V126H48V125H50V124H48L47 122H49V123H58L59 124V122L58 121H55V120H57V119H59V115L58 116H54V118H52V119H49V121L48 120H43V122H45V123H43L42 121V124L40 123V122H38V118H39V116H40V114L41 113H36V112H38V111H36V112H33L32 111V109H30L31 107H29V104H28V101L29 100H31L32 98H40V97H42V96H45L46 94H49V92L50 93H52V92H59L60 90H64V89H68V91H69V93H67L68 91H66V90H64V93H66V94H68L69 96L67 97L68 99L66 100V101H63V102H45V103H43L42 105H43V107H41V111L40 112H42L43 111V113H44V111H45V113L46 112H52V110L53 109H55V108H61L62 107V109L64 108L65 110H68V109H70V108H73V110L75 109L76 110V107L79 109V108H84V107H87V105H85V104H87V103H85L86 101L84 100H82L83 99V96H85L86 95V93L89 91V90H91L92 88H93V86H94V88H97L96 86H98V87H100V85H109L110 83H112L113 81V83H116L117 82V80H115V78H114V76H113V78H111L112 76H111V74H113V72L112 71H114L115 69H117L118 71L117 72H119V71H126V67L128 68V65L126 64V58H125V56L123 55V54H121L120 56H121V58H120V56L118 57L117 55H119V54H117L116 52H111L110 51V53H104L105 51L102 49L103 47H97ZM158 48H160V49H158ZM162 48V49H161ZM171 48V49H170ZM173 48V49H172ZM167 51V49H169V51L172 53H170V54H168V51L166 52L165 50ZM101 52H100V51ZM103 50V51H102ZM106 50V52H108L109 51V49L107 48V49H105ZM160 50H162V55H161V53H160ZM164 50V51H163ZM172 50V51H171ZM99 53H98V52ZM134 51V52H135ZM149 51H151V50H149ZM151 51V52H152ZM3 52H5V53H3ZM97 52V53H96ZM10 53V54H9ZM13 53V54H12ZM111 53H113V54H111ZM117 55H116V54ZM146 53H148L149 54V56H148V54H146ZM159 53H160V57H159ZM89 54H90V56H89ZM113 55V57L112 56H110V55ZM145 54H146V56H145ZM164 54H166V55H164ZM72 55V54H71ZM116 55V56H115ZM122 55H123V57H122ZM172 55V56H171ZM86 56H87V58H86ZM110 56V57H109ZM114 56L117 58V60L114 58ZM145 56V57H144ZM71 57V58H70ZM106 57V58H105ZM112 57V58H111ZM162 57V58H161ZM165 59H164V58ZM86 58V59H85ZM111 58V59H110ZM115 60H114V59ZM159 58V59H158ZM161 58V59H160ZM108 59H109V61H108ZM120 61H119V60ZM125 60V61H124ZM152 60H154V61H152ZM163 60V61H162ZM4 61H5V63H4ZM119 61V62H118ZM158 61V62H157ZM161 61V62H160ZM6 62L7 63H9V64H7V66H9V69H7L6 67H5V65H6ZM96 62V63H95ZM102 62V63H101ZM106 62V63H105ZM108 62V63H107ZM105 63V64H104ZM150 63V64H149ZM171 63H172V65L174 64V66H175V68H174V66H172L171 65ZM217 63V62H216ZM215 63V64H216ZM5 64V65H4ZM88 64V65H87ZM124 64V65H123ZM151 64H152V66H151ZM176 64V65H175ZM194 64V65H193ZM214 64V65H215ZM218 64V63H217ZM216 64V65H217ZM84 65V66H83ZM104 67L103 68V71L104 72H100L99 73V71H100V69L102 68V66ZM106 65V66H105ZM205 65V64H204ZM215 65V66H216ZM221 65V66H220ZM96 66H101L100 67V69H98L99 67H97L96 68ZM116 66V67H115ZM132 66V67H131ZM157 66V67H156ZM191 66V67H190ZM202 66V65H201ZM205 66H207V65H205ZM214 66V67H215ZM223 66H225V65H223L222 63H219V67H221V68H224ZM93 69H92V68ZM112 67V68H111ZM119 67H120V70H119ZM149 67V68H148ZM154 67V68H153ZM173 67V68H172ZM186 67H188L187 69H185ZM200 67V66H199ZM203 67V66H202ZM218 66H216V68H219ZM11 68V69H10ZM90 68V69H89ZM110 69L109 71H106L105 72V69ZM114 68V69H113ZM195 68H198V67H195ZM7 69V70H6ZM87 69V70H86ZM95 69H97V71L95 70ZM135 69V70H136ZM141 69V70H140ZM165 69H166V71L168 70V72H166L165 71ZM173 69V70H172ZM175 69V70H174ZM178 69V70H179ZM202 69V68H201ZM91 70H93V72H95L94 73V75H93V73H92V71ZM95 70V71H94ZM151 70V71H150ZM153 70V71H152ZM179 70V71H180ZM187 70V71H186ZM205 71V69L203 68L202 70H198V72H199V74H200V71ZM143 71V72H142ZM146 71H147V73H149V74H147L146 73ZM149 71V72H148ZM156 71H158V69H156ZM201 72V74H200V77H201V75L202 76H205V74H206V72ZM221 71V73H222V71H223V69H221L220 70ZM220 71H217V72H215V74L216 73H219V74H216V76H215V74H214V76L215 77H217V76H219V77H217V78H220V76L222 75H220ZM235 72L236 71V69H232V70H230V72L232 73V72ZM81 72V73H80ZM84 74H83V73ZM96 72L98 73V74H96ZM108 72V73H107ZM110 72H112V73H110ZM168 73V74H166L165 75V73ZM198 72H196L195 70L192 72L193 74L194 73H197L198 74ZM234 72H233V75H234V77H236L237 75H238V73H236V74H234ZM22 73V74H21ZM92 73V80H91V74ZM103 73L104 74H110V76H108V78L110 77L111 79H108L107 81L105 80L106 79V77L103 75ZM114 73H115V71H114ZM151 73V74H150ZM174 73H176V75L174 74V76H173V74ZM183 73V75H187V74H184ZM188 73V74H189ZM63 74H64V76H63ZM101 74V75H100ZM106 74V75H107ZM146 74V75H145ZM165 76H164V75ZM169 74L170 75H172L171 77L169 76ZM197 74H195L197 77H199V74L197 75ZM67 75V76H66ZM89 75V76H88ZM96 75L98 76L99 75V78L100 77H105V79L104 78H100L101 80H99L98 81V77L96 78ZM103 75V76H102ZM182 75V76H183ZM95 76V77H94ZM213 76V77H214ZM90 77V78H89ZM157 77V78H158ZM50 78V79H49ZM96 78V79H95ZM132 78V77H131ZM144 78V77H143ZM158 78V79H159ZM153 79V77H151V80ZM112 80V81H111ZM154 80V79H153ZM93 81H95V82H93ZM104 81V82H103ZM116 81V82H115ZM162 81H164V80H162ZM173 81H174V79H173ZM97 82V83H96ZM106 82V83H105ZM209 82H211V81H209ZM93 83V84H92ZM98 84V85H96V84ZM109 83V84H108ZM67 84V86H66V88H65V85ZM47 86H49V87H47ZM53 88V89H51L50 91H47V92H45V90L47 89V88ZM20 88V89H19ZM71 89V90H70ZM41 90V91H40ZM63 90L62 91H60V92H63ZM41 93H40V92ZM74 91V92H73ZM8 92V93H10V95H8V94H6V93ZM72 93V94H71ZM6 94V95H5ZM71 94V95H70ZM8 95V96H7ZM8 97V100H6L5 98H7ZM9 97H11V98H9ZM4 99V100H3ZM194 99V98H193ZM80 100V101H79ZM81 100L83 101V103H79V102H81ZM110 100V99H109ZM187 100H189V99H187ZM190 100H192V98L190 99ZM194 101H196V99L194 100ZM193 101V102H194ZM67 102V103H66ZM192 101H190L189 103L190 104H187L186 106H188V108H190V107H192V105L195 103H191ZM27 103V105L26 106H28V107H26L25 106V104ZM58 103V104H57ZM61 105H60V104ZM186 103H188V102H186ZM185 103V104H186ZM44 104H45V106H44ZM46 104H47V106L49 105L50 106V109H49V107H48V109L47 108H45L44 109V107H47L46 106ZM50 104H52V105H57L55 108L52 106V105H50ZM64 104H65V107H63L64 106ZM77 105V106H75V105ZM81 105V106H79V105ZM82 104H84L85 106H83ZM182 104V103H181ZM179 104L178 106V108L181 110V111H183L184 110V108L185 109H187V110H184V111H190L191 109H188V108H186L185 107V105L184 104ZM31 105V104H30ZM60 105V106H59ZM180 105H181V107L183 106V110H182V108H180ZM20 106H22V107H20ZM79 106V107H78ZM83 106V107H82ZM190 106V107H189ZM53 107V108H52ZM44 110H43V109ZM48 110H51V111H48ZM71 111H72V109H70ZM15 112V113H14ZM31 112H33V114L31 113ZM73 113V114H72ZM33 115V116H32ZM35 115V116H34ZM71 115V116H70ZM74 115V116H73ZM38 116V117H37ZM4 117V118H3ZM36 118V120H37V122L38 123H40V124H37L35 121V118ZM57 117V118H56ZM75 117V118H74ZM76 117H77V119H76ZM255 117V116H254ZM75 120H77L76 121V124H74L73 125V122L75 121ZM90 118V121H87L88 119ZM113 118V117H112ZM256 118V117H255ZM32 119H34V123H33V120ZM55 119V120H54ZM85 119H87V120H85ZM97 119V118H96ZM110 119H111V117H110ZM225 119V120H224ZM222 118V119H219V120H217V121H215L213 124H212V126L210 125V128H211V130H210V128L208 127H206V126H202V127H200L201 129H196V130H198V131H196V130H194L192 133H194L195 132V134L194 135H196V136H198L197 138H196V136H194L192 133L190 134V139H189V142H190V144L188 145L189 147V151H192V149H194V148H196L197 146L195 145V143L196 144H198V146H200V147H197L196 149H194V151H196V152H198V149H199V151H202L203 150V147L205 146L204 144L205 143H207V142H209V143H207V145H209L210 146V144L212 143V142H214V143H216L215 145H216V147H218V146H226V144H223V142H221V141H219V142H221L222 144H220L219 142H218V140L217 139H219L220 138V135L219 134H222L223 135V133H219V134H216V132H217V130H219V128H216V127H222L223 125L225 126V123H227L229 120L227 119L226 120V118ZM252 119H253V116H252ZM4 120V121H3ZM32 120V121H31ZM53 120V122H50V121H52ZM73 120V121H72ZM72 121V122H71ZM226 121V122H225ZM219 122V123H218ZM224 124H223V123ZM75 123V122H74ZM220 124V123H222L223 125L221 126H218V125H216V124ZM229 123V122H228ZM26 124V125H25ZM43 124H45V125H47V127H50L48 130H46V132L44 131V132H39L38 131V127H40V125H41V127L42 126H44ZM63 124V123H62ZM65 124H64V127H65ZM214 124H215V126H214ZM52 125V124H51ZM54 125H56V124H54ZM226 125H228V124H226ZM34 126L35 127H37V128H34ZM40 127V128H41ZM46 126H45V128H47ZM52 127H53V125H52ZM92 127H93V125H92ZM208 129H206V128ZM215 128L216 129V131H215V129H212V128ZM37 129L36 130V133H38L37 135L35 134V130L33 131V129ZM43 128V127H42ZM97 128H100V129H97ZM203 128L204 129H206V130H203ZM8 129V130H7ZM51 129V130H50ZM54 130V133H55V135L53 134V130ZM69 129V130H70ZM77 129V130H76ZM87 129V128H86ZM85 129V130H86ZM109 129V130H108ZM50 130V131H49ZM100 130V131H99ZM102 130L104 131V132H102ZM106 130L108 131V132H106ZM209 130L210 131H213V132H210L212 135L211 136H209L210 134H208L209 133ZM8 131V132H7ZM24 131H26L25 133H24ZM31 131H33V132H31ZM49 131V132H48ZM200 131H201V133H202V131H204V135H201V133H200ZM205 131H206V133H207V136H206V134H205ZM208 131V132H207ZM28 132V133H27ZM108 134H106V133ZM141 132V131H140ZM200 133V135H199V133ZM17 133V135H14V134H16ZM23 133V134H22ZM27 133V134H26ZM44 133H46V134H44ZM52 133V134H51ZM78 133H81V134H78ZM106 135H104V134ZM197 133V134H196ZM248 133V132H247ZM8 134V135H7ZM39 134H41V135H39ZM76 134V135H75ZM243 135H244V133H242ZM242 134H239L240 136L242 135ZM249 134H250V131H249ZM27 135L28 136H30V137H34L35 135H36V139H34V138H30V139H32V140H30V139H28L29 137H27ZM42 135H44L43 137H42ZM52 135V136H51ZM125 137H127V135L126 134H123ZM123 135H121L120 136V138L121 137H124ZM191 135H193V137H195V138H193V137H191ZM215 135L217 136V137H215ZM4 136V137H3ZM38 136V137H37ZM40 136V137H39ZM83 136H86V138L85 137H83ZM93 136V137H92ZM105 136V137H104ZM238 136V135H237ZM9 137H12V138H9ZM25 137H27V139H28V141H26V139H25V141H24V138ZM88 137V138H87ZM104 137V138H103ZM124 137V138H125ZM205 137H208V138H205ZM211 137H212V139H214V141H211V143H210V141H206V139H211ZM215 137V138H214ZM239 137V136H238ZM247 137V135L246 136H244V139ZM37 138H39V140L40 139H42L39 143H37ZM47 138V137H46ZM58 138V139H57ZM101 138H103V139H101ZM201 138H203V139H201ZM118 139V141L120 140L119 138H117ZM117 139H112V140H110L109 142L107 141L106 143H111L112 144V142H118V141H116ZM122 139V138H121ZM205 139V140H204ZM0 140H1V138H0ZM7 140V139H6ZM30 140V141H29ZM33 140H36V141H33ZM74 140V141H73ZM94 140H96V141H94ZM194 140V141H193ZM202 140H203V142L204 141H206V142H204V144L202 143ZM215 140H217V141H215ZM33 141V142H32ZM64 141L66 142L65 144H64ZM192 141V142H191ZM198 141H200V142H198ZM26 142V143H25ZM30 142V145L29 144H27V143H29ZM34 142H36V144L34 143ZM73 142H74V144H73ZM79 142H78V144H79ZM94 142V143H93ZM198 142V143H197ZM23 143V144H22ZM91 143V142H90ZM6 144V145H5ZM25 144H27V145H25ZM32 144H33V146H32ZM87 144V143H86ZM114 144H116V143H114ZM114 144H112V145H114ZM213 144V143H212ZM2 145H4V146H2ZM25 145V146H24ZM63 145H65V146H63ZM194 145V147H191V146H193ZM202 145H204L203 147H202ZM206 145V147H207V153H212V152H214V151H216V150H212L213 148H212V145H211V147H209V146H207ZM15 146V147H14ZM35 146H36V149H34L35 148ZM196 146V147H195ZM17 147V148H16ZM20 147H21V151L20 150H18V148L20 149ZM32 147V148H31ZM201 147H202V149H201ZM213 147H215L214 146V144H213ZM14 148H16V149H14ZM210 148V149H209ZM57 149L59 150V151H57ZM61 149V150H60ZM201 149V150H200ZM2 150L5 152V154H4V152H2ZM29 150V151H30ZM33 150H35V152H36V156H34L35 155V152L33 151ZM212 152H211V151ZM13 151H15V153L13 152ZM55 151H57L56 153H55ZM110 151V150H109ZM10 152H13L12 154H13V157H12V155H10ZM16 152H18V155H15L16 154ZM54 152V153H53ZM29 154V155H25V154ZM31 153V154H30ZM76 153V152H75ZM111 155H110V154ZM107 152V154L105 155L107 158H109V159H114L115 157L116 158H118L117 157V155L116 154H118V153H114L115 155H113L112 154V151L111 152ZM122 153H119V155L118 156H120ZM5 155V156H4ZM204 155H206V154H204ZM14 156H16V157H14ZM113 156H115V157H113ZM6 158V159H5ZM63 160V161H62ZM65 163V162H64ZM3 164V165H2ZM7 164V165H6ZM66 165H72V164H70V162H66L65 163ZM14 166V167H13ZM63 166H64V169H63ZM3 167L5 168H9V169H4L3 170ZM15 168L14 169V171H13V168ZM16 167H18L17 168V172H16ZM20 167H21V169H20ZM2 168V169H1ZM18 169H20V170H18ZM9 170V171H8ZM11 170H12V172H11ZM65 172V171H67V172H65L66 174H64L63 173V171ZM3 171V172H2ZM5 171V172H4ZM62 171V172H61ZM71 171H74L75 173H73V172H71ZM41 172V173H40ZM70 172V173H69ZM44 174L43 176L41 175V177H40V174ZM62 173V175L60 176V174ZM38 174V175H37ZM70 174V175H69ZM39 176L41 179H39V177H38V179H37V177H36V180H32L31 179V177L33 178V177H35V176ZM20 176H22L21 178H19V180H18V177H20ZM57 176H58V179H57ZM60 176V177H59ZM247 176V177H246ZM63 177H64V179H63ZM252 177V178H251ZM59 178L61 179V180H59ZM137 178H138V180H137ZM33 179H35V178H33ZM140 177H136V180L137 181H139L140 182ZM31 180H32V182H31ZM38 180V181H37ZM136 180L135 181H133V182H135L136 183ZM33 181H34V183H33ZM37 181V182H36ZM50 181H51V183L53 184V182L54 183H56L57 181H58V183H56L57 184V186H55L56 184H54V185H52V186H54V187H56V189H57V187L58 188H60L61 187V189L60 190H58V193H61V195L60 196H63V197H61V199H62V201H61V199H60V196H57L56 197V200L58 201L59 199V202H55V198L53 199L52 198V200L54 201V204H52L53 202H52V200L51 199H49L48 201H47V205L46 204H44L43 202L41 203L40 201H39V205L36 207V204H38V203H36V202H38V200L37 199H39L40 200V198H37V197H41V196H32L35 200H33V198H31V195L29 196V198H31L32 200H30L29 198H27V196H24L27 192H29V191H31V189L33 188H39V187H41L42 185H45L46 187H44V190L43 191H46L45 189H47L48 188V190L47 191H50L49 190V186H50ZM59 181H60V185H59ZM64 183L62 186H61V183L62 182ZM36 182V183H35ZM48 182H49V185H48ZM87 182V183H86ZM171 182V183H170ZM213 184H212V183ZM4 183V184H5ZM32 183V184H31ZM86 183V184H85ZM170 183V184H169ZM209 183H207V184H209ZM47 184V185H46ZM168 184V185H167ZM225 184V185H224ZM60 187H59V186ZM79 185H82V186H79ZM206 185V186H205ZM166 186V187H165ZM211 186L214 188V189H211ZM215 186V187H214ZM80 187V188H79ZM206 187V188H205ZM208 187H209V189H208ZM79 188V189H78ZM217 188V189H216ZM252 188H254L253 190H252ZM67 190V193L65 192V190ZM206 189V190H205ZM62 190V191H61ZM64 190V191H63ZM73 190H75V191H73ZM77 190V191H76ZM100 190H102V191H100ZM104 190H108V189H104ZM128 190H130L129 192H128ZM163 190V191H162ZM207 190H209V192L210 193H208V191ZM211 190V191H210ZM61 191V192H60ZM70 191V192H69ZM72 191V192H71ZM100 191V192H99ZM155 191V192H154ZM157 191H158V193H160V194H157L156 196L154 195L155 193H157ZM160 191H162V193L160 192ZM207 191V192H206ZM64 192V193H63ZM132 192V193H131ZM107 193H109V194H111V195H108ZM113 193H115V195H116V197L114 196V194ZM119 193V194H118ZM124 193L126 194L125 196H124ZM128 193V194H127ZM138 193V194H137ZM148 193V194H147ZM151 193H153V197H155L153 200L151 199V198H153L152 196H151ZM164 193V194H163ZM67 195V196H65V197H67V199H65L64 198V195ZM134 194H135V196L137 195V197H135L134 196ZM140 194V195H139ZM182 194H183V196H182ZM206 194H208V195H206ZM58 195V194H57ZM106 195H107V197H106ZM118 195H121V196H118ZM123 195V196H122ZM132 195V196H131ZM159 195H161V196H159ZM162 195H164V197L166 198H164ZM166 195V196H165ZM179 195V196H178ZM195 195V197H193ZM109 196V197H108ZM138 196H142V198H140L139 199V201H138ZM157 196L159 197V199L161 198V201L159 202V201H157L156 199H158L157 198ZM171 196H175V197H173V198H171ZM218 196V197H217ZM69 197V198H68ZM113 197V198H112ZM114 197H115V199H114ZM118 197H120V198H118ZM126 197H128V198H126ZM149 197V199H151V200H149L150 201V203L148 202V201H146L147 200V198ZM151 197V198H150ZM171 198V199H168V198ZM177 197L179 198V199H177ZM182 197V198H181ZM185 197V198H184ZM187 197V198H186ZM215 197V200L213 199ZM22 198H23V200H22ZM37 198V199H36ZM43 197H41V200L42 201H44L45 203H46V199L45 198H43V199H45V200H43L42 199ZM57 198H59V199H57ZM109 200H108V199ZM112 198V199H111ZM124 198H125V200H124ZM146 198V199H145ZM162 198H163V200H162ZM181 198V199H180ZM190 198V199H189ZM191 198H192V200H191ZM193 198L196 200V201H194L193 200ZM196 198H198V200L196 199ZM200 198V199H199ZM202 198H204V199H202ZM29 199V200H28ZM133 199V201L136 199L137 201H134V204L136 205V203H142L143 201V204H144V206H142V207H139L138 206V204L136 205L137 207H139L140 209L138 210V211H135L134 212V209H132V207H134V206H132V205H134V204H132L133 202H131V200ZM142 199H145V200H142ZM168 199V200H167ZM172 199H173V201H172ZM176 199V200H175ZM185 199H187V200H185ZM211 199V201H212V203H211V201H209ZM28 200V201H27ZM64 200V201H63ZM71 200V201H70ZM118 200V201H117ZM121 202H120V201ZM156 200V202H154ZM184 200V201H183ZM19 201L20 202H22V203H19ZM36 203V204H33L34 202ZM52 202V203H49L48 204V202ZM112 201H114V202H112ZM125 201H126V203L129 201V202H131V204L130 203H127V205L126 206H124V204H125ZM140 201H142V202H140ZM166 201H169V202H166ZM182 201V202H181ZM194 201V202H193ZM214 201V202H213ZM65 202V203H64ZM99 202V204H97ZM105 202H107V204L105 203ZM108 202H110V203H108ZM118 202H120L121 204L123 203V208L120 206L119 207V204L120 203H118V207L116 206V204ZM148 202V203H147ZM179 204V202H181V204H179L180 206H178V204ZM183 202H185V203H183ZM188 203V205H187V203ZM210 202V203H209ZM237 202H239V203H242L241 205H243L242 207L241 206H238V205H240V204H236ZM63 203H64V205L65 206H63ZM74 203V202H73ZM114 203H116V204H114ZM153 203V204H152ZM173 203H175L178 207H180V208H178L176 205H174ZM182 203L183 204H185L186 206L184 207V205H183V208L181 207L182 206ZM193 203V204H192ZM206 203V205H204ZM209 203V204H208ZM233 203V204H232ZM43 204H44V206L45 207H52V208H50L48 211H47V209L48 208H43L44 206H43ZM61 206H60V205ZM67 204V205H66ZM69 204L71 205V206H69ZM105 205L104 206V209H103V207L101 206V205ZM120 204V205H121ZM162 204H164V205H162ZM167 206H166V205ZM195 204V205H194ZM197 204V205H196ZM234 205V206H236V207H234V206H231V205ZM52 205V206H51ZM59 205V206H58ZM94 205H96V206H94ZM108 205V206H107ZM110 205V206H109ZM114 205V206H113ZM140 205V204H139ZM168 205H171L172 206V208L174 207V209H172L171 208V206H168ZM17 206V207H16ZM42 206V207H41ZM54 206H56V207H54ZM101 208H100V207ZM114 208H113V207ZM132 206V207H131ZM162 206V207H161ZM176 206V207H175ZM229 206L232 208H229ZM238 206V207H237ZM245 206H248L249 208L247 209ZM39 207H40V210H39ZM62 207H63V209H62ZM96 207V208H95ZM107 209H106V208ZM126 207V208H125ZM163 207H165V209L163 208ZM171 208V209H169V208ZM233 207H234V209H233ZM56 208H58V209H56ZM69 208V209H68ZM118 208V209H117ZM124 208H125V210H124ZM129 208V209H128ZM142 208V209H141ZM158 208V209H157ZM163 208V209H162ZM167 208V209H166ZM179 210H178V209ZM226 208V209H225ZM239 210H243V209H246L247 211H244L243 213H240V212H242V211H239L238 212V209ZM241 208V209H240ZM243 208V209H242ZM250 208H252V209H250ZM35 209V210H34ZM43 209V210H42ZM60 209H62L61 211H60ZM107 211H106V210ZM112 210V212L113 213H110L111 212V210ZM115 210V212H114V210ZM117 209V210H116ZM181 209L183 210V211H181ZM225 209V210H224ZM227 209L229 210V211H227ZM231 209V210H230ZM255 209V210H254ZM70 210V211H69ZM88 210H89V212H88ZM91 210H92V212H91ZM103 210V211H102ZM108 210H109V212H108ZM124 210V211H123ZM130 211V210H133V212H128L129 214L127 215V213H124L125 211ZM164 210V211H163ZM178 211V213H177V211ZM217 210V211H216ZM221 210H222V212H221ZM233 210V211H232ZM251 210V211H250ZM40 211H42V212H40ZM50 211V212H49ZM100 211V213H98ZM104 212V214H102V212ZM126 211V212H127ZM161 211V212H160ZM165 211L168 213V214H166L165 213ZM169 211V212H168ZM170 211H172V212H170ZM176 213H175V212ZM180 211V212H179ZM189 211V212H188ZM215 211H216V214H215ZM225 211L226 212H228L227 214H225L224 215V213H225ZM230 211H232V213H234V215L236 216V214L238 213L239 215H237L236 216V218H238V219H236V221H235V224H234V230H230V229H227V227L225 226V224H226V222L227 221H225L226 220V218H225V216L226 217H229L228 218V220L229 219H231V217H235L233 214H231V212ZM235 211V212H234ZM63 212V213H62ZM83 212V213H82ZM95 212H96V215H95ZM159 212V213H158ZM164 212V213H163ZM183 212V213H182ZM187 212V213H186ZM204 212H205V214H204ZM221 212V213H220ZM245 212H246V214H245ZM251 212V213H250ZM7 213V214H6ZM43 213V214H42ZM46 215H45V214ZM62 213V214H61ZM69 214L68 215V218H69V216L71 215L72 217H70L69 218V221L67 220L68 218H67V216L66 215H63V214ZM73 213L75 214V215H73ZM90 213V214H89ZM91 213H93L94 215H95V217L93 218V214H91ZM105 213H108V214H105ZM152 213V214H151ZM157 213V214H156ZM180 213V214H179ZM212 213H213V215L215 214V217H213V215H212ZM236 213V214H235ZM61 214V215H60ZM86 214V215H85ZM90 216H92V218L93 219H91V217H89V215ZM99 216H98V215ZM101 214V215H100ZM151 214V215H150ZM164 214V215H163ZM211 214V215H210ZM219 214V215H218ZM223 215V217H219V216H221V215ZM230 214V215H229ZM249 216H248V215ZM50 215V216H49ZM80 217H78V216ZM163 215V216H162ZM165 215H167V216H165ZM172 216V218H171V216ZM177 215L180 217H177ZM180 215H182V216H180ZM183 215H184V217H183ZM187 215V216H186ZM198 217H197V216ZM202 217H201V216ZM245 215V216H244ZM251 215V216H250ZM252 215H254V216H252ZM48 216V217H47ZM61 216H65V220L64 219H60V218H62ZM77 216V217H76ZM83 217V219H84V216H86L87 218H85V220H77V218H79V219H81L82 217ZM98 216V217H97ZM149 216V217H148ZM156 217V219H154V217ZM166 218H165V217ZM196 216V217H195ZM241 216H243L242 218H241ZM49 219V217H50V219L49 220H47V218ZM55 218V219H52V218ZM75 217H76V219H75ZM162 217L165 219H163L162 220ZM171 218V220L174 218H177V219H173V221H171V220H169L170 218ZM183 217V218H182ZM217 217L218 218H221V220L223 221H220L219 219H217ZM239 217L242 219H240L239 220ZM245 217V218H244ZM263 217V218H262ZM46 219V220H44V219ZM59 218V219H58ZM72 218V219H71ZM97 218H99L100 220H101V222L100 221H98L99 219H97ZM146 218V219H145ZM178 218H179V220H178ZM202 220L203 218L204 219H206V220H208L209 222L208 223H210V222H215V224H212V223H210V225L207 223V221L205 222V220H204V223H207L206 225V228H203V226L205 225L204 223L203 224H199L198 223V220L200 221V219ZM222 218H224V219H222ZM60 222H62V223H60V224H58L59 223V221ZM95 219H97V220H95ZM151 221H153V222H151L150 224H149V222H150V220ZM152 219H154V220H152ZM166 219H168V220H166ZM209 219H211V220H209ZM53 220V221H52ZM55 220V221H54ZM56 220L58 221V222H56ZM63 220V221H62ZM67 220V221H66ZM77 221L78 223L76 224V222L75 221ZM95 220V221H94ZM143 220V221H142ZM147 220V221H146ZM149 220V221H148ZM215 220H217V221H215ZM258 220H260V222L258 221ZM50 221V222H49ZM57 223L58 224V226L57 225H54V226H51L52 224H50V223ZM80 221H82V222H80ZM97 221V222H96ZM141 221V222H140ZM163 221V222H162ZM177 221H181L180 222V224L179 225H181V223H182V225L181 226H183V227H178L177 225ZM225 221V222H224ZM240 221V222H239ZM47 222V224H45ZM49 222V223H48ZM63 222H65V223H63ZM71 222V223H70ZM73 222H75L74 224H73ZM80 222V223H79ZM91 222H93V224L95 225V224H97V225H95V226H93V224L91 223ZM143 222V223H142ZM174 222H176V223H174ZM178 222V223H179ZM195 222H197V223H195ZM220 222V223H219ZM221 222H222V224H221ZM66 223H68V224H72L71 226L70 225H68V224H66ZM140 223V224H139ZM218 225H217V224ZM224 223V224H223ZM239 223V224H238ZM62 224V225H61ZM63 224H66L65 226L63 225ZM133 224H139V226H141L139 229L138 228H134L135 227V225H133ZM142 224V225H141ZM152 224V225H151ZM172 224H174V225H176L177 226V228L174 226V225H172ZM198 224V225H197ZM15 225H17V227L15 226ZM43 225H46V227H48V228H43V227H45V226H43ZM50 225V226H49ZM70 227V228H68V226ZM82 225V226H81ZM89 225H91L90 227L92 228H90V227H88ZM131 225H132V227H131ZM143 225H144V227H143ZM145 225H151L150 227L152 228V230H151V228H149L148 226H146L145 227ZM153 225H155L154 227H153ZM158 225V226H157ZM203 225V226H202ZM221 225V226H220ZM225 227H224V226ZM256 225V226H255ZM260 225H262L261 223H260ZM39 226V227H38ZM43 226V227H42ZM57 226V228H59L60 229V227L61 228H65L66 226H67V228H65V230L63 229H61V230H58V229H56L55 227ZM62 226H64V227H62ZM72 226H73V228H72ZM78 226H80V227H83V229L85 230V232H84V230L82 231V230H79V228L80 227H78ZM98 226H100L101 227V229H100V227H98ZM108 228H107V227ZM160 226H162V228L160 227ZM163 226H168V227H163ZM171 226H174V228L173 227H171ZM223 226V227H222ZM14 227H15V230H14ZM29 227H31V228H34L33 230H31V228H29ZM40 227H42L43 229H41ZM75 227V228H74ZM76 227H78V228H76ZM96 227H98L99 228V230H98V228H96ZM142 227H143V229H142ZM149 229H148V228ZM162 229V231H161V229ZM209 227H208V230H210L209 229ZM220 227H221V229H220ZM237 227V228H236ZM252 227V228H251ZM18 228V229H17ZM40 228V229H39ZM50 228V229H49ZM53 228V229H52ZM55 228V229H54ZM104 228H107V229H111V231L113 232L114 230V232L112 233L110 230H109V233H107L108 232V230H107V232H106V230L104 231L103 229ZM127 228V229H126ZM145 228V229H144ZM153 228H156V230H154ZM159 229V231H158V229ZM167 228V229H166ZM170 228H172L171 230H170ZM236 228V229H235ZM243 228V229H242ZM11 229V230H10ZM39 229V230H38ZM67 229V230H66ZM81 229V228H80ZM90 229V230H89ZM119 229V230H118ZM121 229H125L124 231L123 230H121ZM131 229H134V231L135 232H133V230H131ZM138 229V230H137ZM140 229H142V230H140ZM146 229L148 230V231H146ZM164 229H166L165 231H164ZM200 229H201V231H200ZM217 229H216V231H217ZM54 230V231H53ZM57 230V231H56ZM71 230V231H70ZM73 230H75L76 231V233H75V231L72 233V231ZM77 230H78V232H77ZM92 230H94V232H96L95 233V235H93V231ZM96 230V231H95ZM103 230V231H102ZM130 230H131V232H130ZM137 230V231H136ZM145 230V231H144ZM153 231V232H151V231ZM169 230V231H168ZM226 230V231H225ZM13 231V232H12ZM22 231H24V232H22ZM56 231V232H55ZM59 231V232H58ZM68 231H70V233H69V235H68ZM81 231H82V233H81ZM91 231H92V233H91ZM125 231H129V233H125ZM139 231V232H138ZM164 231V232H163ZM182 231V232H181ZM15 232V233H14ZM16 232H18L17 234H16ZM19 232H21V233H19ZM87 232H89L90 234H92V236H89V233L87 234L88 235V237H87V235H86V233ZM110 232H111V234H110ZM141 232H143L144 234H142ZM146 232V233H145ZM148 232V233H147ZM171 232V234H169ZM203 232V233H202ZM24 233H26V235H24ZM72 233V234H71ZM78 233V236H76L77 237V239H73V237H74V235H76ZM83 233H85V234H83ZM140 233L142 234V236L143 237H140L141 235H140ZM151 233V234H150ZM168 233V235H167V237H168V240H165L164 238H166L167 239V237L165 236L166 234ZM6 234L8 235L7 237H6ZM67 236H66V235ZM81 236H80V235ZM85 235V236H83V235ZM199 234V235H198ZM138 235H140V236H138ZM4 236H5V238H6V240L8 239V241L7 242H5V238H4ZM65 236H66V238H65ZM81 238H80V237ZM83 236V237H82ZM80 239H79V238ZM87 237V238H86ZM146 237V238H145ZM152 237V238H151ZM9 238H10V240H9ZM143 238H145V239H143ZM156 238V240H154V239ZM161 238V239H160ZM162 238H163V240H162ZM136 239V240H135ZM147 239V240H146ZM151 239H153V240H151ZM172 239H174V240H172ZM12 240V241H11ZM74 240H77V241H74ZM133 240H135V241H133ZM177 240V241H176ZM204 240V241H203ZM52 243H51V242ZM65 241V242H64ZM128 241H129V243H128ZM138 241V242H137ZM140 241H142V242H140ZM152 241H154L153 243H152ZM157 241V242H156ZM167 243H166V242ZM191 241V240H190ZM189 240H188V242H190ZM4 242V243H3ZM49 242V243H48ZM53 242H54V244H53ZM55 242H58L59 244H61V245H59L58 246V243H57V245H55L56 243ZM61 242V243H60ZM62 242H64V243H62ZM135 242L136 244H134V245H132L133 243ZM140 242V243H139ZM143 242H145V243H143ZM163 242H165V243H163ZM173 242H175V244L173 243ZM225 242V243H226ZM235 242V243H236ZM130 244V243H132V244H130V245H126V244ZM138 243H139V245H138ZM157 243V244H156ZM160 243H161V245H160ZM171 243V244H170ZM113 245V246H115V244H116V249L117 250H119V251H121V252H119V251H115L114 252V250H113V252L111 251H109V252H107L105 255H102V253L107 249L106 247L107 246H109V245ZM154 244V245H153ZM163 244V245H162ZM125 245V246H124ZM158 246V248H157V246ZM177 245V244H176ZM190 244H188L187 243V246H189ZM61 246V247H60ZM65 246V247H64ZM151 246H153L152 248H151ZM155 246H156V248H155ZM160 246V247H159ZM81 247H84V248H81ZM123 247H125V248H123ZM167 249H166V248ZM66 248V249H65ZM80 249V251L79 250H72V249ZM121 250H120V249ZM82 249V250H81ZM124 249V250H123ZM159 249H161V251H159ZM169 249V250H168ZM211 249V250H210ZM212 249H214V247L213 246H211V248H209V250L212 252V251H214V252H212L213 254H211L210 255V257L207 255V256H202V259L205 257V259H206V261L207 262H205L204 260L202 261V259H201V261H200V263L199 264H206V263H208V264H210L212 261H213V258H215V257H213V256H215V255H217L215 252H217V251H215V250H212ZM102 250H104L103 252H102ZM135 252H134V251ZM149 250L151 251L149 254H147L146 255V253H148L149 252ZM134 252V254H136L135 256H137V257H139V258H136L134 255H133V252ZM146 251V252H145ZM165 251H167V252H165ZM168 251H170V253L168 252ZM140 252H144L143 254L144 255H146V256H142L143 254L142 253H140ZM152 252H154V253H152ZM158 254H157V253ZM164 252V253H163ZM115 254V255H117L118 254V256L120 257H118V256H116L115 257V255L113 254V256H114V258L111 256V254ZM124 253V254H123ZM168 255H167V254ZM214 253H215V255H214ZM119 254H122L123 256H121V255H119ZM138 254V255H137ZM160 254H164L163 255V257H162V255H160ZM177 253H175V256H177L178 257V259H177V257H175L174 256V258L172 259V260H175V259H177V263L176 264H178V262H179V260H180V258H182L181 259V262H184V264H186L187 262H190V260L192 259V261H194L193 260V258H192V256H191V253H187V254H189V255H187L186 253H182V255H181V253H178L177 255H176ZM184 254H186L187 256L185 257V255ZM106 255H110L111 256V258L112 259H110V256L108 257V256H106ZM126 256V258H125V256ZM159 255V256H158ZM105 256H106V259H105ZM143 257V258H141V257ZM167 257V256H169L170 257V259L168 258H165V257ZM180 256V257H179ZM181 256H183V257H181ZM188 256H189V259H188ZM94 257V258H93ZM107 257L109 258V259H107ZM118 257V258H117ZM121 257L122 258H124V259H121ZM133 257V258H132ZM186 259H185V258ZM191 257V258H190ZM207 257V258H206ZM212 257V258H211ZM141 258V259H140ZM11 259V260H10ZM140 261H139V260ZM166 259L167 260H170V261H166ZM185 259V261H183ZM187 259L189 260V261H187ZM211 259H212V261H211ZM9 260L11 261V262H9ZM13 260V261H12ZM15 260V261H14ZM89 260H90V262H89ZM93 260V261H92ZM100 260V261H99ZM118 260V261H117ZM120 260V261H119ZM121 260H123V261H121ZM210 262H209V261ZM155 261H157V262H155ZM166 261V262H165ZM187 261V262H186ZM17 262V263H16ZM47 262V263H46ZM169 262V263H168ZM202 262V263H201ZM205 262V263H204ZM254 263H252V262H250L251 264H264V263H262V262H264V261H253ZM250 263H248V264H250ZM179 264H181L180 262H179ZM183 264V263H182ZM188 264V263H187ZM189 264H194V262H190Z\"/></svg>",
	"mask_w": 264,
	"mask_h": 264
}]
</instances>
